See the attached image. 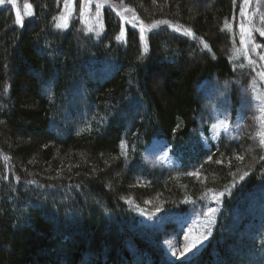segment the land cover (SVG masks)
<instances>
[{"label":"trees","instance_id":"16d2710c","mask_svg":"<svg viewBox=\"0 0 264 264\" xmlns=\"http://www.w3.org/2000/svg\"><path fill=\"white\" fill-rule=\"evenodd\" d=\"M25 1L23 27L11 5L0 7V264H264V147L254 122L209 146L196 131L203 81H228L235 113L264 73V26L257 55L241 42L245 0H108L174 27L143 41L133 28L117 40L112 8L90 34L78 3L58 28L64 0ZM152 139L168 144L176 172L145 165ZM209 191L225 192L209 237L170 259L163 232L136 209L184 212V200Z\"/></svg>","mask_w":264,"mask_h":264},{"label":"rangeland","instance_id":"374dc122","mask_svg":"<svg viewBox=\"0 0 264 264\" xmlns=\"http://www.w3.org/2000/svg\"><path fill=\"white\" fill-rule=\"evenodd\" d=\"M79 4L80 11L79 21L82 28L86 33L98 34L103 29L102 12L105 7L112 8L119 15L123 30L125 28L137 29L140 32V28L144 27L145 35L156 29L150 28L152 23H148L142 19H139L130 9L120 8L122 4L113 5L108 0H64L63 9L58 17V25H64L69 23L72 17L75 18L76 4ZM4 5H11L14 11L21 18L29 16L31 14V6L25 0H14V4L7 3L5 0ZM97 5H100L99 11H97ZM3 5H0V7ZM118 7V8H116ZM255 21L250 22L253 19ZM264 0H247L244 3L243 14L241 24L247 31L243 34V47H247L248 40L254 54L257 55L259 48L256 47L257 39L255 35L259 34V29L264 26ZM246 17V21L245 18ZM170 29L174 27L170 24H161ZM160 25V26H161ZM159 26V27H160ZM64 28V27H61ZM186 34L187 30H180ZM242 31V30H241ZM183 33V34H184ZM187 35V34H186ZM191 37V35H188ZM144 40V39H143ZM248 50V49H246ZM260 73L256 79L250 81L248 87V96L244 97L240 105L237 107L235 113L231 111V102L229 98V82L220 80L216 77H212L198 87V91L201 98V112L198 116V124L196 131L200 133L202 142L209 146L213 142H216L220 137L225 136L227 138H235L239 133V128L243 124L246 118H251L255 125L254 136L260 141L258 132L264 131V121L260 119L264 114L260 112L261 103L254 99L260 97L264 100V92L261 88L259 78ZM164 75L160 72L153 77V83L157 86L164 82ZM80 95V94H74ZM207 126L208 133H205L204 129ZM254 142H250L253 146ZM253 148V147H252ZM124 148L121 152H124ZM2 157V156H0ZM144 163L146 166L153 167L154 169L162 170L167 169L172 172L178 170V163L170 153L168 144L161 139H153L143 152ZM2 161H7V158H0ZM2 163V162H0ZM180 176V175H178ZM140 183L141 180H135ZM225 192H213L209 191L205 196H202L195 200H184L185 211L180 212V208H154V205H147L146 208H137L136 212L140 216L141 221L148 225L159 228L160 232H163L161 238V245L165 254L171 259L186 258L196 253L202 245H197L191 252L186 253L185 256H180L183 248L186 244L192 243L195 239H199L201 236L209 237L217 214L220 209V204ZM208 207L214 208L216 211L209 216L205 215ZM156 209H160L159 212ZM175 253V255H173Z\"/></svg>","mask_w":264,"mask_h":264},{"label":"snow or ice","instance_id":"6c2138e0","mask_svg":"<svg viewBox=\"0 0 264 264\" xmlns=\"http://www.w3.org/2000/svg\"><path fill=\"white\" fill-rule=\"evenodd\" d=\"M7 3H9V4H14V0H7ZM245 3H247V0H245ZM4 4H5V0H0V5H4ZM99 8H100V5H97V11H99ZM242 14H243V9H242ZM23 23H24V22H23L21 16L19 15V13H17V15H16V19H15V24L18 25V26H20V27H23ZM167 23H168V21H166V20L156 21V22H154L153 24H151L149 27H150V28H157V27H159L161 24H167ZM57 27H58V28H60V27H65V28H66V27H67V24H64V25H57ZM241 30H242V32L247 31V29L244 28V25H243V24H241ZM144 31H145L144 27H141V28H140V39H141L142 41H143V39H144ZM176 31H180V29H176ZM186 34H187V35H193V36H194V33H192L191 30H188V31L186 32ZM123 35H124V30H123V28H122V29H121V34H120V36L117 37V40L122 39ZM260 35H261V36H264V30L260 31ZM241 42H242V43L244 42L243 39H242ZM203 47H204L205 49H209V50H210L209 45H208L207 43H204ZM256 47H259V45H256ZM261 59H264V56H262ZM261 75L264 76V73H262ZM50 98H51V95H50ZM254 99L260 101V103H261L260 112H261L262 114H264V100H262L260 97H255ZM260 119H262V121H264V116H262ZM174 131H175V130H174ZM257 135L260 137V146L264 147V131H260V132H258ZM121 146H122V147L125 146L124 141H121ZM209 159H211V157H209ZM239 159H243V157L241 156V157H239ZM261 159H264V156H262ZM218 163H219V161H218ZM193 175H198V173H193ZM247 175H248V173L245 172V173L243 174V176L240 177V179L243 180L244 177L247 176ZM156 211L159 212L160 209H156ZM215 211H216V210H215L214 208H212V207H208L207 212L205 213V215L209 216V218L211 219V215H212ZM206 239H207L206 236H201L199 239H195L192 243H190V244H186V245L184 246V248H183V251L180 253V256H185L186 253L191 252V250H192L193 248H196L197 245H202L203 241L206 240ZM173 255H175V253H173Z\"/></svg>","mask_w":264,"mask_h":264}]
</instances>
